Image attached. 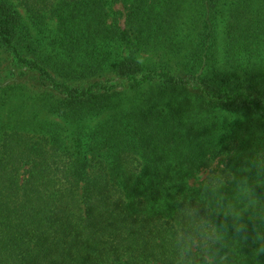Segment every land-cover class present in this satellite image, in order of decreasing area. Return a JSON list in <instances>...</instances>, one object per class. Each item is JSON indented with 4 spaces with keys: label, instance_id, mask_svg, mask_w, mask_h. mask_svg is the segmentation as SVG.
<instances>
[{
    "label": "trees",
    "instance_id": "16d2710c",
    "mask_svg": "<svg viewBox=\"0 0 264 264\" xmlns=\"http://www.w3.org/2000/svg\"><path fill=\"white\" fill-rule=\"evenodd\" d=\"M19 2L0 264H264V0Z\"/></svg>",
    "mask_w": 264,
    "mask_h": 264
},
{
    "label": "rangeland",
    "instance_id": "374dc122",
    "mask_svg": "<svg viewBox=\"0 0 264 264\" xmlns=\"http://www.w3.org/2000/svg\"><path fill=\"white\" fill-rule=\"evenodd\" d=\"M15 6L18 8V10L22 13L24 19H25V22L27 21V23H30L29 21V17L27 16V14L25 13L24 11V7L22 6V4L19 2V0H11ZM117 9H122V6L120 5H116L115 6ZM188 9L186 10L187 13H192L193 11V7H192V4H191V0H188V5H187ZM123 19V18H122ZM56 26V21L53 19V20H49V27L54 29ZM149 58V57H147ZM205 174L201 175V178L204 177Z\"/></svg>",
    "mask_w": 264,
    "mask_h": 264
}]
</instances>
